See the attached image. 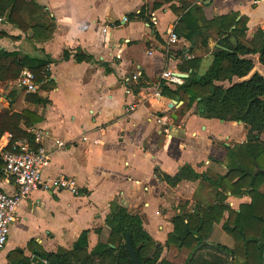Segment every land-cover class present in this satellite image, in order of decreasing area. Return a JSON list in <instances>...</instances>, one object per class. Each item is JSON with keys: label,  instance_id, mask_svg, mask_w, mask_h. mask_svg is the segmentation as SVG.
I'll use <instances>...</instances> for the list:
<instances>
[{"label": "crops", "instance_id": "0c3cea01", "mask_svg": "<svg viewBox=\"0 0 264 264\" xmlns=\"http://www.w3.org/2000/svg\"><path fill=\"white\" fill-rule=\"evenodd\" d=\"M34 1L46 12V19L31 21L38 28L46 23L40 32L44 38L35 36L33 26L23 31L2 18L0 29L10 36L0 38V47L17 50L21 56L47 55L54 60L49 64L48 80L52 83L40 84L35 91L47 101H30L27 94L35 92L18 88L16 80L4 82L0 88L9 90L0 94V112L3 107L13 111L28 108L42 115V120L27 130L44 134L42 143L51 153L46 173L74 176L81 188L79 195L36 190L23 200L9 240L0 251V264H16L21 256L32 262L36 249L69 250L83 230H89L88 249H93L109 235L107 218L113 202L141 217L144 229L163 245L161 259L185 264L191 251L166 245L174 231L172 219L182 212H194L198 205L216 203L219 191L208 179L171 184L159 178L155 169L174 176L191 166L198 173L223 175L228 171V146L246 142L249 130L241 121L199 115L196 103L183 108L188 95H162L148 101L144 94L154 89L164 70L189 74L190 70H182L189 55L201 57L199 75L213 62V50L221 42L214 30L207 31L208 46L202 44L201 37L191 42L182 34L176 44L168 43L167 30L185 11L199 5L208 20L239 12L248 18L247 38L251 40L256 33L264 38V0H211L208 4L207 0L202 4L195 0ZM246 56L256 57L259 64L253 65L259 71L260 54ZM134 74L138 78H131ZM240 80L232 78L233 83ZM181 83L167 84L176 89ZM225 84L229 85V80ZM12 90L15 94L9 95ZM174 99L177 103L171 106ZM130 104H137L132 112L127 111ZM164 112L172 116L169 133L155 118ZM260 138L264 141V132ZM10 140L9 133L0 138L1 151L11 149L17 141ZM56 140L66 145L58 146ZM0 186L10 193L17 190L14 178L4 174ZM260 189L264 192V184ZM225 201L238 210L251 196L228 192ZM228 215L226 211L221 221L214 223L206 237L209 243L233 245L223 229Z\"/></svg>", "mask_w": 264, "mask_h": 264}, {"label": "trees", "instance_id": "16d2710c", "mask_svg": "<svg viewBox=\"0 0 264 264\" xmlns=\"http://www.w3.org/2000/svg\"><path fill=\"white\" fill-rule=\"evenodd\" d=\"M45 14L43 7L34 0H0V18L23 31L35 27V36L39 40L44 38H40V32L47 25L45 23V26L38 28L32 20L46 19ZM247 21V16L236 11L208 20L199 5L185 11L175 28L178 34L184 35L191 42L201 37L202 44L208 46L210 35L207 31L214 30L221 42L213 50L211 66L200 77L197 70L201 57L194 56L183 61L185 67L182 70L190 72L176 89H171L166 80H160L162 95H188L183 108L189 109L196 103L199 115L241 121L249 130L246 142L228 146V171L223 175L198 173L191 166L183 167L174 176L155 169L159 178L171 184L183 179H208L219 191L216 203L198 205L194 212H182L172 219L174 231L169 234L166 245L176 244L189 249L191 254L185 264H263L264 261V192L260 189L264 184V141L260 138V133L264 132V77L255 71L244 80L232 82L234 76H246L252 69L253 62L245 58L246 55L259 53L264 66V38L256 33L249 40ZM6 36L10 35L0 29V38ZM232 36L237 39L236 46L231 42ZM77 57L81 59L80 54ZM53 61L47 55L21 56L17 50L0 47V86L4 82L18 79L26 68L35 73L39 86L46 83L50 85L49 64ZM227 80L229 85L225 84ZM14 94L12 90L9 95ZM26 98L33 102L47 101L36 92L28 93ZM42 118V115L28 108L13 111L3 107L0 112V138L9 133L10 143L28 138L35 147L33 136L27 128ZM3 165L0 150V177L3 176ZM228 192L232 195L249 194L251 201L242 203L238 210L234 209L225 201ZM226 211L229 215L223 229L231 237L233 245L209 243L206 237ZM107 225L110 228L108 237L101 239L91 250L88 249L89 230H83L69 250L48 252L36 249L33 253L49 264H134L126 246L127 233L130 232L142 264H175L160 258L163 245L144 229L141 217L129 213L127 207L113 202ZM97 231L100 232V229ZM16 264H32L31 258L21 256Z\"/></svg>", "mask_w": 264, "mask_h": 264}, {"label": "built area", "instance_id": "2783aa9c", "mask_svg": "<svg viewBox=\"0 0 264 264\" xmlns=\"http://www.w3.org/2000/svg\"><path fill=\"white\" fill-rule=\"evenodd\" d=\"M195 4H202L203 0H195ZM127 20V17H123ZM2 20V18H0ZM177 23H174L168 30V43L176 44L180 37L176 32ZM108 28H103L104 32H107ZM193 56L189 55L188 58ZM44 69V68H43ZM131 78H138V74H134ZM166 80L167 83H181L182 78L176 76L170 70H164L161 72L159 81L155 85L154 89L144 94V100H159L162 93L160 88V80ZM15 85L18 88L25 89L28 92H35L39 88V83L36 81V76L30 69H24L15 81ZM126 92L130 93L131 89L126 88ZM143 100V101H144ZM141 101V103L143 102ZM137 107V104H130L127 108L128 112H132ZM157 124L161 125L165 133H169V124L172 118L171 114L164 112L155 117ZM34 142L38 144L34 147L28 138L17 140L11 147V149H5L2 151V157L4 165L2 166V172L6 176H12L15 180L17 190L15 193L5 191L0 186V251H2L10 236L11 226L16 221L19 208L23 200L28 198L36 190H65L71 192L73 195L80 194V184L76 177L65 174H50L46 173V169L51 163V153L44 146L42 140L44 134L41 130H31ZM84 140L87 136L82 137ZM58 146H65V142L62 140H56Z\"/></svg>", "mask_w": 264, "mask_h": 264}, {"label": "water", "instance_id": "95a60500", "mask_svg": "<svg viewBox=\"0 0 264 264\" xmlns=\"http://www.w3.org/2000/svg\"><path fill=\"white\" fill-rule=\"evenodd\" d=\"M211 2V0H207L206 2H205V4H208V3H210ZM240 17H238L237 19H239ZM231 42L233 43V45L234 46H236L237 45V39H236V37L235 36H232L231 37ZM245 58H247V59H249V60H251L252 62H253V64L254 63H256V64H259L258 62V60L256 59V57L255 56H246ZM261 62V61H260ZM256 70H255V66L253 65V67H252V69L250 70V72L246 75V76H243V77H241V80H244V79H246V78H248L250 75H252L254 72H255ZM263 77H264V66H263V64L261 63V65H260V69H259V71H258ZM176 76H179V77H183V78H185V77H188V75L189 74H186V73H180V72H176V73H174ZM201 75H199V77H200ZM240 80V81H241ZM264 97V96H263ZM0 99H1V97H0ZM177 103V99H174L172 102H171V106H174L175 104ZM126 246H127V249H128V251H129V254H130V256H131V258H132V260H133V263L134 264H142L141 263V260H140V258L138 257V255H137V253H136V249H135V247L133 246V243H132V236H131V233L130 232H128L127 233V237H126ZM231 259H233V254H231ZM32 262L34 263V264H49L46 260H44V259H42V258H40L39 256H32ZM263 264H264V261H263Z\"/></svg>", "mask_w": 264, "mask_h": 264}, {"label": "rangeland", "instance_id": "374dc122", "mask_svg": "<svg viewBox=\"0 0 264 264\" xmlns=\"http://www.w3.org/2000/svg\"><path fill=\"white\" fill-rule=\"evenodd\" d=\"M9 82V81H8ZM9 85V83H7ZM1 87V86H0ZM11 88V87H10ZM7 90H9V88H5V90L3 89L2 91V88H0V94H4ZM106 239V238H105Z\"/></svg>", "mask_w": 264, "mask_h": 264}]
</instances>
